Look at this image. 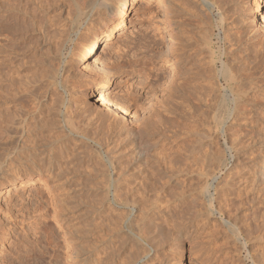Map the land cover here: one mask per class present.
Listing matches in <instances>:
<instances>
[{
  "label": "rangeland",
  "instance_id": "obj_1",
  "mask_svg": "<svg viewBox=\"0 0 264 264\" xmlns=\"http://www.w3.org/2000/svg\"><path fill=\"white\" fill-rule=\"evenodd\" d=\"M60 1H62V0H59V2ZM188 1L189 0L181 1L180 2L181 5L179 7L178 6L179 2L177 0H172L171 4H168V1L166 0V2H164V3L165 4L167 3L166 5H168V6H166V5L158 6L160 0H137L133 5L131 4L129 7L128 13L126 15V20H127L128 26H127V29L125 30V32H123V33L122 32L121 33L115 32V34L113 35V41H111V43H109V41L108 42H103L104 40L101 41L100 46L97 49L95 56H89L84 61L77 63V62H75V59H74L75 55L74 56L72 55L74 50L77 47V44H79L83 34L85 33L84 28L80 29L81 32H80V30H77V32L75 31L72 33L71 39L68 41L67 45L65 46V49L63 51L64 53H62L60 56V58L61 57L62 58L60 61L59 81L63 80V77H65V74L66 75L67 74H73L72 76H75V77L70 82V84H68L67 90L62 88L61 85H58L57 90L55 89V91H57V92H55L56 94L54 96V97H56L58 95L56 97L57 100H55V98L52 96L53 100L56 101V103H55L56 105H58L60 103L59 104L60 107L57 106L59 108H57L55 104H52L56 107L55 108L54 106H52L53 110L55 111V109L56 110L59 109L57 112H62V114L59 113V115H58V113L56 111L55 112L53 111L55 113L56 122L58 121L59 123H62V124H59L58 129L60 131L61 128L64 127L66 130L63 128L60 131L61 133H64V134H65V132L66 133L71 132L74 128H77L79 130L78 133L72 132L71 133L72 135L70 134V136H71L70 138H71V140H73V143L74 142L76 143V137H80L83 139V141H82L83 143L80 146H79V144H77V146L80 149L82 147V149H81L82 151H80V149H79V151L81 152L80 155L84 154L82 156H77L79 158L83 157V158L77 160L78 166H79V167L77 166L78 169L79 168L83 169L84 166L90 160L94 159L93 161H90V162H92V163H90L91 165L87 164L86 167L89 166L87 168H90L89 170H92L91 167H95L96 164L98 163L96 167L99 168V166H100V170L102 173H100V170H98L97 168H94V169L98 170V171L95 170L97 172H94V171L90 172L92 174L96 173L95 175H97V173L99 174V175H97L96 180H98L100 177L101 178L105 177L104 175H106V173L105 174H103V173L108 171L107 172L108 175H106L105 178H102V180H104L103 184L105 182V185L107 184L106 181L107 182L109 181V183L107 184L108 187L106 186L104 188L103 186H105V185L102 184V187H103V188L101 187L102 190L100 188L101 195L104 192H106V188H108L107 192H106L107 194L104 193V194H106V198H105V195L103 198L105 200V202L103 201V203L101 204L102 208L106 209V210H104V212L105 213L107 212V213L106 214L104 213V215H103V210L101 207H100L101 208L100 212L102 213V215L99 212L100 217L105 219V220H103V219L102 220L105 222L107 220L106 218L109 219V216L111 217V215H114L116 212H117V214H116V216L114 215V218L117 217L119 212L121 215L124 212H126L125 209L128 210L127 214L124 213L126 215L125 217H124V214L121 216L119 215L120 218H119V216L117 217V218L121 219V223L124 226H122V224L120 223V220H117V218H116V220H117L116 221L113 218V216L111 217L112 218V221H110L111 224L108 223L109 220H111V219H109V220H107V222H105L108 224V226H107V224H105L104 222H102L100 220V223L102 222L101 225L104 223L105 225L103 224L102 226L106 227V228L102 227V229L100 230V234L103 230H105L104 231L105 234L104 233L101 234V235H103L101 237L102 238L106 237L107 236L106 233H108V237L102 239V242H101L102 245L100 248L102 251H101L99 256L101 257V254H103V256L105 254H107V256L110 255L108 257H106V255L104 256L105 261H104L103 257H101V259L104 261V263H103L100 259L101 264L102 263L103 264H110L112 262V260H113V264H116V263L117 264L118 263L127 264L128 263L127 261H130L131 257H132L131 260L134 259V262H135V263L133 262L132 264H147V263L148 264H242V263L243 264H263L264 263V254L262 255V253H264V180H263L264 176L259 170L260 169L259 162L261 161V159H263V156H264V26L260 25V23L257 22L256 14L254 15V13H253L254 9L251 6H252V2L254 0H246V1H249V3L247 5L245 4V6L247 7V12L249 11L247 13V16H249V20L251 21V23L248 22L249 20L246 21V23L248 25L247 28L249 29V30H247L248 32L246 31V29L242 30L241 32L236 31V33H234L233 31H232L233 32L232 33L231 30L229 31V33H231V35L232 34H235V35H232V36L229 35L230 36L229 41L234 46V47H231L232 45L228 41L229 42L228 44L230 45V46L229 45L228 46L231 47L230 49L228 48V51L232 52V50H234V52L229 54L230 55L229 59L232 56H234V57L232 60H230L231 62L228 61L229 64L226 63V65H225V69L227 70V77L225 74L223 75V73H221L222 71H220L223 68L222 67L223 63L221 61L218 62V65H214V67L212 65L214 70L211 73V77H213V78L210 79V83L212 82V80H214L212 83L214 84L215 89H213V85L211 84L210 90H211V92H213L211 95L215 94L216 96H219L218 97L219 101L217 99L215 100V98H216L215 95L213 96L214 98L211 99L212 100L211 102H213V104H212L213 106L211 105L210 111H212L211 112L212 117L210 114V118H212V119H210L211 121L208 125L207 121H206V117H204L207 114L203 115V113H205L207 111H205L206 109H204L203 107H201L202 108L201 109L200 106L197 105V101H195L196 104H194V102H193L194 100L191 101L192 103L190 102L191 103L190 106H189V104L188 105L186 104L189 107H187L186 105H182V104H181L182 105L181 106L180 101H179L180 98H176L177 97L176 95H175L176 97H174V96H172L174 94H171L172 98H175V99H172L170 96L171 99L168 98V100H167L166 94H168V93H167V91L163 92V89H165V87L168 85V82L163 77L164 72L168 70V66L166 67V64L163 62V59H164L163 56H165L163 54L171 55V54H169V51H170L169 45H170V47H172L177 42L176 41L175 43H172L171 39H169L168 35H169V33H172L171 29L175 28V26L177 24V27L180 26V27H182V29L188 28L189 30L187 29L186 31L185 30L184 31L187 32L188 35H191V36L193 35V37L196 38L197 36L200 37L199 36L200 34L198 35V33H201L203 31L202 29H204L203 27H205V23L202 22L203 19H202L201 15L199 16V13L197 11H194V10H196L195 7L193 9V6L194 5L196 6L195 0L194 1L192 0L194 2L193 3L194 5L192 4L191 0L189 1V4H188ZM59 4H61V2ZM189 5H190V7L192 5L191 11H190ZM248 5L250 7H248ZM178 9L181 11L178 12ZM166 12L168 13V15L169 14L170 15L168 16ZM217 12L218 11L216 10L215 11V17L216 18L219 15L221 16L220 12H218V13ZM263 12H264V6H263ZM194 14H196V16H194ZM172 15H174V16H172ZM177 15L179 16V18L176 17ZM170 16H172V17H170ZM187 17H189V19ZM184 18H185V20H183ZM225 18H227V17H225ZM228 19L230 20V18H227L224 20V23L230 24L229 23L230 21H228ZM181 20H183V21H181ZM226 20H227V22H226ZM178 21H180L181 23L183 22L184 24L183 23L181 24ZM198 21H199V23H198ZM188 22H189V24H187ZM191 23L193 26L197 27L198 29L193 27L191 25ZM109 24H111V22H109ZM186 25L190 26V27H187ZM217 28L218 27H216L215 31L218 33H216V34L217 35H220V33L222 34L221 29L218 28V30H217ZM0 30L1 31L4 30L3 26L0 28ZM193 30L195 33H197V36L193 32ZM188 31H190V32H188ZM239 32L242 35L237 34ZM233 36H235V39L236 38L237 39L239 38V39L236 41ZM241 36H242V38H241ZM231 38H232V41H231ZM0 39L2 40V36H0ZM233 39H234V41H233ZM175 40H176V38H175ZM217 41H218V39L216 38L214 49L216 51L217 57L219 56V58H220V55L222 53V49L224 48V46L221 45V42L218 43ZM233 43H235V44L237 43V45H235ZM166 50H167V52H166ZM170 53H171V51H170ZM236 53L237 54L239 53L238 55H240V56H237ZM244 54H245V58H244ZM247 54H249V55H247ZM72 56H73V59H72ZM235 57H236V59H234ZM240 58H242V59H240ZM238 60H239V62L241 61V63H239ZM153 63H155V65ZM147 64H149V65H147ZM240 64L242 67L239 66ZM237 65H238V67H237ZM152 66H153V68H152ZM154 67H156V68L154 69ZM68 69L70 71H68ZM150 69H152L151 72L149 71ZM214 71L215 72L218 71L216 75H215ZM230 71H231V73H230ZM229 73H230V75L232 74V76H229ZM234 73H236V74H234ZM234 75H235V77H234ZM157 76H159V77H157ZM217 76H218V78H217ZM108 77H110L109 80L107 79ZM236 77H237V79H236ZM229 78L231 80H229ZM232 78L233 79L235 78V79L233 80ZM106 79L108 82L106 81ZM217 79L220 82L217 81ZM73 81L75 84L73 83ZM142 83H145V85H143ZM202 83H203V81H202ZM165 84H166V86H165ZM215 84H216V86H219V87H216ZM163 86H164V88H163ZM70 87H72L73 89ZM104 90L109 97H111V98L113 97L117 101H121V103L123 102V104L129 108L131 113L129 115L128 114L122 115L120 113L115 114L111 110H108V109L106 110L105 108H103L104 106L101 105V101L98 99H99V96L101 95V93L104 92ZM214 90H216V91L214 92ZM218 90L219 91L221 90V91L218 93ZM63 91H65V92H63ZM199 91L200 90H198L197 93ZM202 92H203V90H202ZM202 92L200 94L199 93L198 94L200 97L202 96L201 97L202 99H204L205 97L203 95H201ZM217 93H218V95H217ZM164 94H165L166 98L165 97L163 98ZM64 97L66 99V103L70 100L69 101L70 103L68 102V105L73 106V107L70 106V108H71L70 112L67 110V106H66L67 104L66 103H65V105L61 104V101L63 100ZM222 99H223V101L220 102ZM53 100H52V103H54ZM172 100H174V101L178 100L179 103L177 101H175L177 103H173ZM166 101H169L168 104ZM163 102L166 104H164ZM160 103L164 104V106ZM171 103H173V104H171ZM221 103L224 105H222ZM214 104H215V106H214ZM165 107L167 109H169V111L166 110ZM162 108H165V109H162ZM197 108L200 111H198ZM104 110H106L107 112L106 111L104 112ZM201 110L203 112L202 115L205 118V119L204 118L203 119H204V121H206V125H205V122L201 119L202 116H200L201 114L199 113V112H201ZM213 110H215V112H213ZM65 111H66V113H65ZM101 111H102V113H101ZM153 111L155 113L157 112L162 119L159 118V115L157 113L155 115V113ZM195 111H197V112H195ZM218 112L219 113L221 112V113L219 114ZM104 114H106V115H104ZM64 115H66V116L68 115L71 118L66 117V118H68V120L66 122L65 121L66 119H64V117H65ZM153 116H154V118H153ZM156 117H158V118H156ZM60 118H61V120H60ZM62 118H63V120H62ZM158 119H159V122L161 120L162 123L161 122L158 123ZM198 120H200V121H198ZM75 121H77V122H75ZM63 122H64V124H63ZM72 122H75L76 124L72 123ZM69 124H71V125L74 124L75 125L74 128L72 127L73 125L71 126ZM62 125H64V126H62ZM78 125H82V126H78ZM161 125H162V128L163 129L166 128V130L165 129L163 130L161 128ZM202 125H203L204 130L202 128ZM66 126H68V128H66ZM84 126H86V127L83 128ZM157 126L160 127L161 130ZM197 126H198V128H197ZM209 126H211V127H209ZM78 127H80V128H78ZM207 127H209L210 130ZM69 128H70V130H69ZM146 128H147V130H146ZM205 128H206V130H205ZM80 129L82 131H83V129H88V130L83 131L88 136L86 135L87 136L86 137L82 131L80 133ZM138 129L144 130V131H146V134L148 133V134L152 135L151 136L152 138L151 139L149 138V139L154 144L153 145L154 147H151V150H149V151L153 152L156 149L157 150L154 152L158 153V151H159L158 155H156V153H153V155L155 154L154 157H152L153 155L151 154V152H150V154H148L149 151L146 153V155L148 154V157H151L148 160V164L151 165L150 166L151 169H150L149 165H148L147 169L148 170H152V169L156 170L155 168L160 167L159 169L157 168V170L163 171L164 169H161V168H165L167 166L166 169L169 170L168 167H170V170L169 171L167 170L166 172H170V171L173 172V171L177 170L176 168H178V170L175 173L177 175L176 178L179 177V178H177L179 185H180V183L185 181L186 177H187L189 181L187 180L185 182H187V187H188V185H189V187L188 188L186 187L185 182L183 183L185 185H180V186L181 187L183 186L182 188H186L185 189L186 191L192 187V189H190L191 191L189 190L188 192H185V193L189 194L191 192L190 195H193L196 192L197 195L196 194H195L196 196L193 195V196H195V198L197 196L201 195L198 198L203 199V202L205 200V202H204L205 204L203 203V205H205L204 206L205 208L201 207L200 210H202V208H203V210L201 212H200V210L195 211V210H197L196 206H195V204H192L193 202L191 203V200L189 202V200L186 199V200H184V202H181L177 199L178 195H174V197H176V198L172 199L173 198V197H171V196H173L172 191L176 190L175 191V193H176L179 190L176 194H179V192H180V189L177 190L175 188H172V186H171V189H169L168 187L167 188L162 187V189H164L165 191L162 190L161 187L158 188L159 191L162 190L160 192L161 194L156 189L155 192L157 191L156 193L157 194L159 193L158 194L159 195L158 200H157V196H155L157 194L154 195V193H155L154 190H152V193L148 192L151 195V197H152V195H153V197H152L151 202L148 203V204H151V206L149 207V205H148L147 206L148 208L146 207V209L149 211V216L151 215L149 217V219L146 221V222H148V223H146L148 225H145L146 227L144 226L145 223L143 224V222H142L143 225H141V222L138 221L139 220L138 216L140 215V214L139 215L136 214V213H140V210H138L140 208V205L138 203L131 202V203H127L126 205H123V203H124L123 201H120V202H119V200H118V202L115 201L114 198H115V194L117 193V192L113 191L115 189V186H114L115 179L118 178V181H120V184L123 182L121 184L124 188L123 191L124 190L128 191V190H130V189H128V188H130V184H127L128 183L127 181L130 180L129 177L131 176L132 171L134 172V171L140 170V169L143 170L145 167L144 165L143 166L140 165L141 162H137V164L136 165L133 164V166L135 167L139 164V166H137L138 169H137V167L132 168V166H131L132 163L129 164L130 161H128V160L125 161V159H123L124 162H121V164H119V165H118L117 161H115V162H117L116 164L114 162V160H115L114 156H116L118 154V153H116V150L120 147V145H119L120 143L118 145H116V144L118 142H121V141H117V139L124 138V137H126V135L128 134L129 131H130L129 133H131V130H132V132H134L135 130H138ZM192 129H194V130H192ZM196 129H201V130L197 131ZM162 130H163L162 133H164V134L166 133L167 136L160 133ZM202 130H203V135H200V134H202ZM208 130L211 132V134H209L210 132H208ZM152 131L155 135L152 133ZM155 131L156 132L160 131V132L156 133ZM206 131L210 135V137L208 134L206 135V133H205ZM90 132L94 133V135H96L97 138L94 137V135L92 137V133L90 134ZM88 133L91 135V137ZM194 133H195V135H194ZM196 133H197V136L200 137V138H198V139H200V141H202V139H203L205 141L207 140L206 142H210V141L212 142V143H209V145L212 146L211 152L215 153V154L212 153V156H214V155L219 156L218 158L216 156V158L218 160L220 159L219 161L220 162L222 161V163H223V165H221L222 163H219V161L217 159H215V156L213 157L214 160L216 161V162L215 161H213V162L216 164L214 166V163L212 162V164L210 166V168L212 166L214 167V168L212 167L214 169V172H213L212 168L210 169V172H212V174L214 173L213 175L208 174V175H210V177L207 175V173H210V172L205 171L206 169L203 170L204 167H202V166L199 167L197 165L195 166L194 164L188 163L189 161L185 162V161H187V159H186L187 155H189V151H188L189 149L184 150L185 148L187 149V146H184L183 144H185L186 142L189 143V145L193 144V141L197 140V138H195V137H197ZM74 134L76 135V137ZM158 134L160 135L159 136L160 138L159 137L157 138ZM204 134L206 135L205 139L203 137H201V136H204ZM165 136L167 139L165 138ZM83 137H86L87 139L84 140ZM189 137H190L191 143L188 140ZM90 138H91V140H90ZM105 138H106V140H105ZM183 138L184 139L186 138V139L184 140ZM209 138L210 139L212 138V139L210 140ZM114 139L116 140L115 142H114ZM161 139H163V140L161 141ZM166 140H168V143ZM173 140L175 141V143ZM96 141H98L99 144ZM84 142H86L87 144ZM100 142H104V143H101L102 146L100 145ZM178 142L180 144H178ZM176 143L178 144V147H180V148L176 147L177 146ZM195 143H196L195 145H199L198 140L195 141ZM83 144L85 145V147ZM165 144L167 145L166 147H165ZM158 145L161 146V149L159 148L160 146L158 147L160 150H158V148H157ZM162 145H164V146H162ZM173 145H174V149L178 150L176 152V154L172 152V151L175 152V150L173 149ZM180 145L182 146V148L184 147V149H182ZM185 145H187V144H185ZM108 146H110L111 148H112V146H114V148H112V150H110L111 148ZM192 146H194V144ZM107 147L110 149H108ZM116 147H118V148H116ZM129 147L127 150V151H129V153L126 152L129 155H126V156H128L127 157L128 159H130V160L132 159V161L134 163L135 160H133V158H135V156L132 153L134 149H131V148H133V145L132 146L130 145ZM168 148H169V150H168ZM189 148H190V146H189ZM83 149L85 151H88L90 149V151L86 153ZM105 149L106 150L108 149V151L105 152ZM201 149L202 148H200V150ZM92 150H93V152H92ZM114 150H115V152H114ZM119 150H121V153H123L122 149H118L117 151L120 152ZM130 150H131V154H130ZM165 150L168 151L167 153L170 152V154H167ZM109 151H112V153H110ZM161 151L164 153H162ZM184 151H186L185 153H187V154L183 153ZM179 152H181V154ZM113 153H115L116 155H114ZM165 153L167 154L166 156H169V158H170V155L172 158L174 157V159H172V161H171L172 164L169 163V161H170L169 158H167L166 156H163V155L160 156V154L165 155ZM120 154H118V155H120ZM140 154H142V153H140ZM177 154H178V157L181 156V163L183 160V162H185V164H189L188 165L189 168L192 166L194 168L193 169L188 168L189 169L188 170L187 166L184 163L183 164L185 167L183 166V164H180L179 159L178 160L175 159V158H178V157H176ZM182 154H184L186 157H184ZM112 155H114V156H112ZM137 155H139V153ZM220 155H222V156H220ZM157 156H159L160 158H158ZM162 158H163V160L165 158H167V160L165 159V161L169 160L168 163L161 160ZM82 159L83 160L85 159V160L82 161ZM152 159L154 160L156 165H155V163L153 165ZM184 159H186V160L184 161ZM95 160H96V162H94ZM155 160L156 161L161 160L163 162L159 163V161L156 162ZM176 160H177V162H176ZM126 162L129 164L128 166L125 165ZM150 162H152V164ZM175 162L177 163V166H176V164H174ZM113 163H114V166L111 165ZM157 163H158V165H157ZM79 164L83 165V166H80ZM121 165H123V166L125 165L124 168H122L123 166H121ZM179 165L180 166L182 165V166L180 167ZM115 166H116V168H114ZM162 166H165V167H162ZM178 166L180 168H182V167H184V169L186 168L185 171H184V169L180 170V168ZM81 167H83V168H81ZM104 167L106 168L107 171L102 170V169L105 170ZM127 167H129V168H127ZM87 168L84 169V171L81 170V173H82V171L85 173V170H87ZM121 168L126 169V170H121V171H123L121 174L122 176H120V174H118V171H120ZM171 168H173L174 170L173 169L171 170ZM197 168H198V170H196ZM80 169H79V171H80ZM89 170H87L86 172H88ZM142 170H140V171H142ZM190 170H193V171L196 170L197 172L192 171V173H191ZM121 171L119 173H121ZM178 171H181V172L178 174ZM84 173H82V175L79 174V176H78V177L82 178V181L84 179L83 178ZM196 173H198V174H196ZM85 174H87V173H85ZM100 174H101V176H100ZM117 174H118V176H117ZM182 174H184V175H182ZM201 174H203L202 177H200ZM189 175L191 176L192 179L190 178ZM205 175L208 177H205ZM98 176H100V177H98ZM114 176H116V178ZM124 176L126 179L124 178ZM182 176H184V177H182ZM192 176L194 177V179ZM198 176H199V178H198ZM260 176H262L261 177L262 179L260 178ZM107 177L109 180H107ZM195 177L198 179H196ZM204 177H205V179H204ZM212 177H214V178H212ZM180 178H181V180H180ZM100 179L97 183L100 182V185H101L102 180L100 181ZM113 179H114V182L112 181ZM200 180H202L203 182L205 180V182L209 185H207L205 182H204L205 184H203L202 181H200ZM210 180H211V182H209ZM180 181H182V182H180ZM110 182H112V185ZM138 182H140V181L138 180L137 182L136 181L133 182V184L131 183L133 185V186L131 185V187L134 189L137 188ZM162 182H163V180H162ZM188 182H189V184H188ZM190 182L195 183V185L197 182L198 183L200 182V183H202V185L201 184L196 185L197 186V188H196L195 185L193 183L191 184ZM77 183H76V185H79ZM159 183H161V180L159 181ZM135 184L137 185V187ZM126 185H128V186H126ZM109 186H110V188H109ZM200 186L202 188H200ZM78 187L79 186H77V188ZM173 187H174V185H173ZM203 187H204V189H203ZM126 188L128 190H126ZM198 188H200V189H198ZM208 188H209V191H206ZM167 189H169V191H167ZM197 190L202 192V193L198 192ZM102 191H103V193H102ZM41 192L43 195L41 194ZM49 192L50 191L47 189L43 180L42 181H35L34 183L26 184V185L18 183V182L17 183L16 182H14V183H7V182L0 183V264H66L63 260H60L61 258L56 259V255L62 256L65 254L64 245L66 244V241H65L63 233H65L66 230L64 227L63 228L58 227L55 220L51 217H48V215H49L48 210L50 212H52V208L55 207L52 204H49L48 201H46L47 197L49 199L52 196H54V193H51V192L49 193ZM211 192H213V193H211ZM138 193H140V194H138L140 197L143 196V194H141V192H138ZM162 193H163V196H165V197H163L165 199L168 197L167 194L171 193V196L169 195L170 203L168 202V205L165 204V203H167V201H166L167 199L166 200L164 199V201H163V199H160V197H161L160 195H162ZM164 194H166V195H164ZM211 194H212V196H211ZM44 195H45V197L41 198ZM49 196H51V197H49ZM216 196H217V198H216ZM154 197L156 198L155 203L153 202ZM219 197H221V198L218 199ZM108 198H109V200H108ZM169 199H168V201H169ZM160 201H162L163 203H161ZM206 201L207 202L209 201L208 202L209 204L206 203ZM219 201H222V202H219ZM152 202H153V204H152ZM211 202L214 205V207L211 204ZM40 203H42V204H40ZM105 203H107L106 204L107 206L105 205ZM112 203L116 206L113 207L114 205H112ZM156 203H158V205H156ZM185 203H187V204H185ZM120 204H121V206L122 205L123 206L121 207ZM134 204H137V205H134ZM104 205L108 209H110V211H112V209H113V211L115 213L114 212H111L113 214L109 213L110 211H108L107 208L103 207ZM186 205L190 206V207L192 206V208L187 207ZM193 205H194V207H193ZM180 206H182V207L180 208ZM184 206H185V208H184ZM56 207H58V205H56ZM186 207L189 208V209H187V210H189V212H187V210H185ZM182 208H184L183 210H185V211L182 212V210H181ZM194 208H195V210H194ZM163 209H166V211ZM177 209H179V210L177 211ZM190 209H193V210H190ZM212 209H214L215 211ZM129 210H131V211H129ZM137 210H138V212H137ZM154 210H156V212ZM180 210H181V212H180ZM122 211H124V212H122ZM162 211H163V213H162ZM190 211H192L191 213H195L196 215L191 214ZM221 211H222V213H221ZM166 212H168L169 214ZM206 212L208 213L207 215H206ZM46 213H47V215H46ZM161 213L163 215H161ZM176 213L181 214V217L179 214H177L178 215L177 216ZM182 213H183V215H182ZM189 213L191 215H189ZM41 214H42V216H40ZM109 214H111V215H109ZM130 214L131 215L133 214V215L131 216ZM170 214H172V215H170ZM201 214L202 215L204 214L206 216H204V215L202 216ZM105 215H107V217ZM134 215H136V216H134ZM152 215H156V216H154V218H152L153 217ZM168 215H170V216H168ZM188 215H189V220L187 219ZM199 215L202 216V218ZM166 216H167V218H166ZM182 216L184 217V220L186 222H184ZM121 217H124V218L122 219ZM135 217H137V218H135ZM175 217H177V219L179 218L178 223L175 221V220H177ZM192 217H198L199 219L201 218L200 219L201 222L199 219L192 218ZM206 217L208 219L207 220L208 222L206 221V219H204ZM165 218L167 220L175 218V220L174 219H172L171 221L169 220L171 222L170 223L169 221L166 222ZM245 218H246V220H245ZM113 219H114V221H116L115 223L113 222ZM131 219L132 220L134 219V220L130 221ZM153 219H155V220L158 219V220H156V222H155V220H153ZM192 219H194V220H192ZM195 219H197V220H195ZM202 219L205 223L204 222L202 223ZM162 220H163V222H162ZM197 221H199V222H197ZM130 222L131 223L133 222L132 227H131ZM136 222L137 223L139 222L140 224L139 223L137 224ZM179 222L182 224L185 223L184 225L187 226L184 229V232L186 230L185 233L184 232L182 233L181 229L177 228V226L180 227V225H182ZM116 223L117 224L120 223L119 225L122 226V229L118 225L120 227V229H119V227L117 226ZM166 223H169L168 226L169 227L171 226L172 229L173 228H174V230L176 229L175 231L180 229L181 233L179 231H177V232H174V234L179 232L178 233L179 235L178 234L174 235L173 232H171L174 230H171V228H169L166 225ZM172 223L177 225V226L173 227ZM216 223H218V224H216ZM224 223H226V224H224ZM112 224H113V226H112ZM151 224L153 227L151 226ZM163 224H165V227H162L160 229V227ZM197 224L199 226L203 227V231H202V229H200L201 227H199ZM215 224L220 225V227L217 226V227H219V229H217ZM109 225L112 226L113 228L115 226L117 227V228L115 227L113 229L114 231L112 230V232H111V233L114 232V240L113 241L115 243V245L113 244L112 247H110V245L108 244V240H109L110 235H111V234H109L110 229H111V227ZM127 225L131 227V228L129 227L131 230H129ZM134 225H135V229H134ZM139 225L144 226L143 231H145L146 233L149 232V236L151 238L152 237L153 238L152 239L148 238L149 236H146L148 234H144L145 232L141 231L142 227L141 226H140L141 228L137 227ZM157 225L160 226V227L158 226V228L162 232L160 230H158V228L156 227ZM194 225H196V227H194ZM204 225H206V226L204 227ZM247 225H249L251 227V229L245 228V226L249 227ZM48 226L53 227L54 233H52V231H49ZM147 226H148V228H147ZM213 226L217 229L216 231L214 230L215 228H213ZM227 226L228 227L230 226V230H229V228H227ZM232 226H234V227H232ZM125 227H126V229H125ZM136 227L138 228V230H136L137 229ZM210 227H211V229H210ZM231 227L232 228L236 227L234 230L237 232H239V230H240L241 234H240V232L237 234V232L233 231L231 229ZM144 228L145 229L147 228V229L145 230ZM164 228L165 229L169 228L171 231L170 230H164ZM204 228L206 229V231ZM220 228H222V230L224 229L225 232L224 231L222 232V230ZM241 228H242L243 232H242ZM106 229L107 230L109 229V230L106 232ZM133 229L135 230V233L133 232L134 231ZM148 229L149 230L151 229V230L149 231ZM209 229L210 230L213 229L214 233L212 231H210V234H207L209 232ZM245 229H247V230H245ZM115 230H116V232H115ZM127 230H129V232ZM219 230H221V231H219ZM248 230H250L251 233L248 234V236H247L246 233L247 232L249 233ZM1 231H2V233H1ZM46 231L50 232L49 236L53 234L52 238L55 239V242L57 243V247L54 248L53 245L49 243L50 240L48 237V233ZM117 231H119V232H117ZM187 231H188V234H187ZM189 231L191 232V234ZM193 231H195V232L193 233ZM153 232H155V233H153ZM118 233H120V234H118ZM152 233L154 236L152 235ZM165 233H167V234H165ZM116 234H118V236L119 235L120 236L118 237V236H116ZM121 234H122V236H121ZM160 234H163V235H160ZM195 234L196 235L199 234V235L196 236ZM172 235H174L175 237H173ZM186 235H189L188 237H190V238H188ZM200 235H201V237H200ZM124 236L128 237V239L125 238L126 239L125 240L126 242L124 241L125 246L123 245V240L121 239ZM132 236L135 237L137 242L141 241V243H139V242L137 243L134 240V238L132 239ZM160 236H162V237L165 236V238H164L165 241H163L165 243L162 245L157 244V243H160L163 239ZM176 236L178 237V239L180 238V236H181V238L178 240V239H176L177 238ZM244 236H246L247 238H245ZM137 237H140V238L137 239ZM156 237L158 240H155ZM159 237L161 238V241H160ZM174 238L176 241H174ZM69 239H71V238H69ZM119 239L122 242L119 241ZM153 239L155 240V241H153V242H155L154 244L151 242V240H153ZM167 239L169 241H166ZM115 240H117V241H115ZM127 240H128V243H127ZM134 241L136 244L134 243ZM120 242H121V244H120ZM149 242L152 244V246ZM243 242H244V244H243ZM138 244L139 245L141 244V246L138 247ZM121 245H123L124 248H122ZM130 245L134 246L135 248L133 247L132 250H130L131 249ZM142 245H144V246H142ZM252 245H253V247H251ZM255 245L258 247L255 248ZM147 246H149V248H145ZM261 246H263V247H261ZM127 247L128 248L130 247V248L128 249ZM151 247H152V249H151ZM56 248H57V251H56ZM103 248H105L106 250ZM250 248L255 249L254 254H253L254 250L252 251ZM111 249H112V251H110ZM138 249L141 252L137 253V251H139ZM146 249L148 251H146V253H145ZM143 250H144V254H142ZM54 251H56V252H54ZM105 251L106 252L110 251V252L106 253ZM125 251H127L126 254H125ZM135 251L137 254H134ZM112 252H114V253H112ZM256 252H257V254H258V252H260L261 254L260 253L259 254L263 256L261 262H260V259H261L260 257H262V256H258L259 257V259H258L257 254H255ZM55 253H56V255H55ZM129 253H130V255H129ZM152 253H153V255H152ZM249 254H251V255H249ZM111 255H113V256H111ZM128 255L130 257H128ZM247 255H248V257H247ZM117 256H118V258H117ZM138 256H140V258ZM112 257H114L117 260H115ZM256 257L260 263L259 262L257 263V261H256V263L253 262V259H254V261L257 260V259H255ZM250 258H251V260H250ZM68 261H69L68 264H76V262L73 258H69ZM129 263H131V261Z\"/></svg>",
  "mask_w": 264,
  "mask_h": 264
},
{
  "label": "bare ground",
  "instance_id": "obj_2",
  "mask_svg": "<svg viewBox=\"0 0 264 264\" xmlns=\"http://www.w3.org/2000/svg\"><path fill=\"white\" fill-rule=\"evenodd\" d=\"M137 0H62L60 1L61 4H59V0H0V28L3 26V29L4 30H0V36H2V42L0 41V183H3V182H7V183H14V182H18V183H21V184H31V183H34L35 181H44L47 189L51 192V193H54V196H49L51 198L46 199V201L49 202V204H52L53 207L52 208V212H50L48 210V217H51L55 220L56 224L58 227L60 228H65V233H63L64 235V238H65V241H66V244L64 245V248H65V254L64 255H56V259H59L61 258L60 260H63L66 264L69 263L68 259L69 258H73L76 262V264H101V261L104 263L105 259H104V256L106 255V257L110 256L107 254H105L103 256V254H101V257H103L104 261L101 259V257L99 256L100 253H101V242H102V239L104 238H107L108 237V233L106 237L102 238L101 234L104 233L105 230H103L100 234V230L102 229V227L104 228L105 226H102L105 222H107V220H109L108 223L111 224L110 221H112V216L114 218V215L116 216L117 212L115 213L112 209V211H110V209H108L106 206L107 203H105V205L103 207L107 208L108 211H110L109 213L111 212H114L115 214L114 215H111V217L109 216V219L106 218L107 220L104 222L103 218L100 217L99 215V212L101 211L100 209L102 208L101 204L103 203V201L105 202V200L103 199L104 198V195H105V198H106V192H107V189L106 188V194L103 193L102 191V195H101V192H100V188L102 187V184H103V181L102 178H105L107 174V170L105 168L102 169L103 171H107V172H104L103 174L106 173V175H104L105 177H100V181H101V185H100V182L97 183L99 181L96 180L97 179V175H99L97 173V175H95L96 173H90V172H97L98 170H100V166L99 168H97V164L95 167H91L92 170H89L90 168H87L89 166L86 167V165H91L90 161H93V160H90L85 166L83 169H79L77 168L78 166V162L77 160L78 159H81L77 156H82L80 155V151H82V147L81 149L77 146V144H79V146L83 143V139L80 138V137H76V143L74 142L73 143V140H71V136L70 134L72 132H77L78 133V129L77 128H74V124H69L71 125L74 129L71 131V132H65L64 133H61L60 131L64 128H61V130L59 131V124H62V123H58L56 122V117H55V111L57 112L58 110L55 109V111L53 110L52 104H55L56 101L53 100L52 96L54 97L55 96V89L57 90V87L58 85H61L62 88H64L65 90L68 89V84H70V82L73 80V78L75 76H72L73 74H65V77H63V80L62 81H59V75H60V61H61V54L64 53V49H65V46L67 45L68 41L71 39V36H72V33L73 32H77V30H80L81 28H84L85 30V33L83 34L82 38H81V41L79 42V44H77V47L76 49L74 50L73 52V56L75 55L74 59H75V62L77 63H80L81 61H84L87 57L89 56H95L96 52H97V49L99 48L100 46V43L101 41L103 42H108L111 43V41H113V35L115 34V32L117 33H123L125 32V30L127 29V26H128V23H127V20H126V15L128 13V10H129V7L130 5L134 4ZM168 1V4H171L172 0H167ZM179 2L178 6L180 7V2L183 1V0H177ZM190 1V0H189ZM189 1H188V4H189ZM192 1V0H191ZM194 1V0H193ZM192 1V4L194 3ZM246 1V0H245ZM244 0H195V4L196 6L194 5L193 6V9L195 7L196 10L194 11H197L199 13V16L201 15L203 21L205 23V27H203L204 29H202L203 31L201 33H198V35L200 37L197 36V33L193 32L196 34V38L193 37V35H188L187 32H185L188 28H184L182 29V27L178 26L177 27V24L175 26V28H172L171 29V32L172 33H169V39H171L172 43H175L176 41V44L173 45L172 47H170L169 45V48H170V51H169V54L171 55H166V54H163L165 56L164 59H163V62L166 64V67L168 66V70L164 72V78L166 79V81L168 82V85L166 86L165 84V89H163V92H166L168 94L167 95V100L168 98H170L171 94H174L172 96L176 97V98H180L179 101H180V105H188L190 106V104L192 103L191 101L194 102V104H196L195 101H197V105L201 107H203L204 109H206L205 113L202 112H199L201 119L204 121V117H206V121H207V124L209 125L210 123V114H211V117H212V111L211 110V105L213 104V102H211L212 98H214L213 96L215 95H211L213 92H211L210 90V86L211 84L213 85V89L214 88V84L212 83L214 80H212V82L210 83V79L213 78L211 77V73L213 72L214 70V65H218V62L221 61L223 63V68L220 70L222 71L221 73H223V75L225 74L226 77H227V70L225 69V65L226 63H228V61L232 60L234 56H232L230 59H229V54L234 52V50H232V52L228 51V48L230 49L231 47H234L232 45V43L229 41V37L232 36V35H235V34H232L229 33V31L231 30V32L233 31L234 33H236V31H242L244 29L249 30L247 27V23L246 21L249 20V16H247V7L245 6V4L247 5L249 3V1H246L245 2ZM164 2H166V0H160L158 6H161V5H166ZM191 4V3H190ZM173 5V4H172ZM251 5V4H250ZM168 6V5H166ZM165 6V7H166ZM263 6H264V0H254L252 2V8L254 9V15L256 14V20L257 22L260 23V25L264 26V12H263ZM190 7V5H189ZM192 7V5H191ZM191 7H190V11H191ZM248 7H250L248 5ZM168 8V7H167ZM192 9V10H193ZM249 9V8H248ZM251 9V8H250ZM59 10V11H58ZM218 11L220 12L221 16H217V18L215 17V11ZM168 11V10H167ZM181 11L178 9V12ZM193 11V12H194ZM57 12V13H56ZM169 12V11H168ZM217 12V13H218ZM167 13V12H166ZM195 13V12H194ZM66 14V15H65ZM192 14V13H191ZM166 15V14H165ZM168 15V13H167ZM170 15V14H169ZM168 15V16H169ZM176 15V14H175ZM179 15V14H178ZM176 16L179 18V16ZM183 15V14H182ZM217 15V14H216ZM174 16V15H172ZM170 16V17H172ZM194 16H196V14H194ZM227 18H230V20L228 19V21H230L229 23L230 24H226L224 23V20L227 19ZM181 17V16H180ZM224 17V18H223ZM177 18V19H178ZM189 19V17H187ZM186 18V19H187ZM169 19V18H168ZM173 19V18H172ZM197 19V18H196ZM195 19V20H196ZM185 20V18L183 19ZM181 20V21H183ZM205 20V21H204ZM187 21V20H186ZM253 21V20H252ZM109 22H111V24H109ZM179 23H181L180 21H178ZM227 22V20H226ZM248 22L251 23V21L249 20ZM256 22V23H257ZM183 23V22H182ZM181 23V24H182ZM199 23V21H198ZM203 23V24H204ZM258 23V24H259ZM184 24V23H183ZM186 24V23H185ZM189 24V22L187 23ZM192 25V23H191ZM200 25V24H199ZM198 25V26H199ZM231 25V26H230ZM174 26V25H173ZM187 26V25H186ZM193 26V25H192ZM187 27H190V26H187ZM195 27V26H193ZM216 27H218L219 29H221L222 31V34L220 33V35H217L215 30H216ZM250 27V26H249ZM197 28V27H195ZM217 28V30H218ZM167 29V28H166ZM193 29V28H192ZM198 29V28H197ZM83 30V31H84ZM168 30V29H167ZM170 30V29H169ZM185 30V31H184ZM189 30V29H188ZM200 30V29H199ZM196 31V30H195ZM201 31V30H200ZM199 31V32H200ZM251 31V30H250ZM81 32V30H80ZM170 32V31H169ZM190 32V31H188ZM197 32V31H196ZM232 32V33H233ZM237 33V34H241V33ZM248 32V31H247ZM243 33V32H242ZM245 33V32H244ZM252 33V32H251ZM167 35V34H166ZM171 35V36H170ZM230 35V36H229ZM242 35V34H241ZM176 40H175V38ZM195 36V35H194ZM240 36V35H239ZM238 36V37H239ZM234 39H235V36H233ZM218 39V43L221 42V45L224 46V48L222 49V53L220 55V58L219 56L217 57L216 55V51H215V39ZM242 38V36H241ZM233 39V41H234ZM239 39V38H238ZM237 38L235 39L236 41L238 40ZM241 40V39H240ZM231 43V47H229L230 45L228 44L229 42ZM231 41H232V38H231ZM242 41V40H241ZM235 44V43H233ZM229 45V46H228ZM237 45V43L235 44ZM222 46V47H223ZM221 47V48H222ZM236 50V49H235ZM246 50V49H245ZM248 50V49H247ZM167 52V50H166ZM165 52V53H166ZM239 54V53H238ZM236 53L237 56H240ZM253 54V53H252ZM232 55V54H231ZM235 55V54H234ZM235 55V56H236ZM249 55V54H247ZM65 56V55H64ZM71 56V55H70ZM73 56H72V59H73ZM152 57V56H151ZM162 57V56H161ZM65 58V57H64ZM244 58H245V54H244ZM236 59V57L234 58ZM242 59V58H240ZM231 62V61H230ZM239 62V60H238ZM246 62V61H245ZM67 63V62H66ZM149 63V62H148ZM241 63V61L239 62ZM125 64V63H124ZM128 64V63H127ZM151 64V63H150ZM155 65V63H153ZM231 64V63H230ZM236 64V63H235ZM243 64V63H242ZM246 64V63H245ZM62 65V64H61ZM149 65V64H147ZM213 65V67H212ZM244 65V64H243ZM241 66V64L239 65ZM232 67V66H231ZM230 67V68H231ZM238 67V65H237ZM242 67V66H241ZM153 68V66H152ZM156 67H154L155 69ZM229 68V67H228ZM62 69V68H61ZM148 69V68H147ZM219 69V68H218ZM240 69V68H239ZM152 69H150L149 71L151 72ZM64 71V70H63ZM68 71H70L68 69ZM67 71V72H68ZM234 71V70H233ZM239 71V70H238ZM237 71V72H238ZM65 72V71H64ZM215 72V71H214ZM218 71L215 72V75L217 74ZM231 73V71H230ZM229 73V76H232V74L230 75ZM236 74V73H234ZM63 75V74H62ZM61 75V76H62ZM158 75V74H157ZM222 75V74H221ZM72 76V77H71ZM220 76V75H219ZM237 76V75H236ZM77 77V76H76ZM159 77V76H157ZM235 77V75H234ZM218 78V76H217ZM225 78V77H224ZM108 80L110 79V77L107 78ZM106 79V81H107ZM161 79V78H160ZM163 79V78H162ZM227 79V78H226ZM233 79V78H232ZM235 79V78H234ZM233 79V80H234ZM237 79V77H236ZM223 80V79H222ZM225 80V79H224ZM229 80H231L229 78ZM165 81V82H166ZM203 81V83H202ZM217 81H219L217 79ZM108 82V81H107ZM164 82V81H163ZM207 82V83H206ZM220 82V81H219ZM229 82V81H228ZM74 83V81H73ZM105 83V82H104ZM103 83V84H104ZM162 83V82H161ZM218 83V82H217ZM75 84V83H74ZM143 85H145V83H142ZM236 84V83H235ZM73 85V84H72ZM106 85V84H105ZM218 85V84H217ZM216 86V84H215ZM231 86V85H230ZM216 87H219V86H216ZM233 87V86H232ZM239 87V86H238ZM237 87V88H238ZM72 88V87H70ZM164 88V86H163ZM200 88V89H199ZM202 88V89H201ZM212 88V87H211ZM236 88V87H235ZM73 89V88H72ZM220 89V88H219ZM63 90V89H62ZM61 90V91H62ZM70 90V89H69ZM107 90V89H106ZM165 90V91H164ZM200 90L198 93L200 94L202 92L201 95H203L205 98L202 99L199 94L197 93V91ZM237 90V89H236ZM216 90H214L215 92ZM221 91V90H220ZM218 90V93L220 92ZM65 92V91H63ZM68 92V91H67ZM72 93V92H71ZM204 93V94H203ZM217 93V95H218ZM58 94V93H57ZM69 94V93H68ZM71 95V94H70ZM176 95V96H175ZM199 97H198V96ZM58 96V95H57ZM56 96V97H57ZM171 96V98H172ZM216 96V95H215ZM55 98V100H57V98ZM72 97V96H71ZM165 97V94L163 96V98ZM199 99H198V98ZM218 97L219 96H216L215 100L217 99L218 100ZM162 98V99H163ZM166 98V97H165ZM170 98V99H171ZM223 98V97H222ZM172 99H175V98H172ZM202 99V100H201ZM52 100L54 103H52ZM101 101V105H103L106 110H111L112 112H114L115 114L116 113H120L122 115H129L131 112L129 110V108L123 104V102L121 103V101H117L116 99H114L113 97H109L107 95V93L105 92H102L101 95L99 96V99ZM164 100V99H163ZM70 101V100H69ZM68 101V102H69ZM84 101V100H83ZM171 101V100H170ZM179 103L178 100H175ZM174 100H172L173 103H177L175 102ZM219 101V100H218ZM223 99L220 101L222 102ZM68 102L66 103V99L65 97L63 98V100L61 101V104L62 105H65V103L67 104V110L70 112L71 111V108L70 106L72 105H68ZM165 102V101H164ZM163 102V103H164ZM167 104L169 101H166ZM191 102V103H190ZM58 103V102H57ZM70 103V102H69ZM84 103V102H83ZM171 103V104H173ZM217 103V102H216ZM224 103V102H223ZM60 104V103H59ZM56 105L60 107V105ZM126 104V103H125ZM162 104V103H160ZM166 104V103H164ZM164 104H162L164 106ZM193 104V105H194ZM222 104V103H221ZM220 104V105H221ZM181 105V106H182ZM186 105V106H187ZM219 105V106H220ZM224 105V104H222ZM162 106V107H163ZM169 106V105H168ZM187 106V107H189ZM213 106V105H212ZM215 106V104H214ZM55 107V106H54ZM55 107V108H56ZM57 107V108H59ZM73 107V106H72ZM167 107V106H166ZM165 107V108H166ZM170 107V106H169ZM168 107V108H169ZM180 107V106H179ZM195 107V106H194ZM197 107V106H196ZM222 107V106H221ZM161 108V107H160ZM165 108H162V109H165ZM184 108V107H183ZM192 108V107H191ZM215 108V107H214ZM66 109V108H65ZM194 109V108H193ZM198 109V108H197ZM202 109V108H201ZM103 110V109H102ZM104 110V112L106 111ZM166 110L169 111V109L166 108ZM189 110V109H188ZM191 110V109H190ZM54 111V112H53ZM110 111V112H111ZM198 111H200L198 109ZM68 112V113H69ZM93 112V111H92ZM107 112V111H106ZM154 112V111H153ZM166 112V111H165ZM197 112V111H195ZM213 112H215V110H213ZM58 115L59 113L62 114V112H57ZM66 113V111H65ZM67 113V114H68ZM102 113V111H101ZM152 113V112H151ZM155 113V112H154ZM157 113V112H156ZM155 113V115H156ZM164 113V112H163ZM188 113V112H187ZM207 114L206 116L203 117V115ZM219 113V112H218ZM217 113V114H218ZM221 113V112H220ZM219 113V114H220ZM223 113V112H222ZM71 114V113H70ZM93 114V113H92ZM158 114V113H157ZM69 115V114H68ZM66 116L64 115V119H66L65 121L67 122L68 118L66 117H69V116ZM101 115V114H100ZM106 115V114H104ZM154 115V116H155ZM159 115V114H158ZM224 115V114H223ZM99 116V115H98ZM153 116V118H154ZM197 116V115H196ZM198 117V116H197ZM71 118V117H69ZM158 118V117H156ZM159 118L162 119L159 115ZM204 118V119H203ZM200 119V118H199ZM200 119V120H201ZM58 120V119H57ZM61 120V118H60ZM63 120V118H62ZM180 120V119H179ZM198 120V121H200ZM72 121V120H71ZM70 121V122H71ZM206 121L205 122V125H206ZM77 122V121H75ZM75 122H72V123H75ZM160 122L162 123V121L160 120ZM159 122V119H158V123ZM194 122V121H193ZM221 122V121H220ZM212 123V122H211ZM64 124V122H63ZM76 124V123H75ZM81 124V123H80ZM198 124V123H197ZM203 124V123H202ZM183 125V124H182ZM193 125V124H192ZM211 125V124H210ZM64 126V125H62ZM78 126H82V125H78ZM200 126V125H199ZM77 127V126H76ZM86 126H84L83 128H85ZM158 127V126H157ZM211 127V126H209ZM209 127H207L209 129ZM66 128H68V126H66ZM80 128V127H78ZM82 128V127H81ZM160 130L162 128V125H161V128L158 127ZM198 128V126H197ZM202 128H203V125H202ZM201 128V129H202ZM65 129V128H64ZM72 129V128H71ZM163 129V128H162ZM166 130V128H164ZM163 129V130H164ZM190 129V128H189ZM201 129H196L197 131L201 130ZM216 129V128H215ZM66 130V129H65ZM70 130V128H69ZM84 130H88V129H83ZM147 130V128H146ZM163 130L160 132V131H157V132H160L162 133ZM191 130V129H190ZM194 130V129H192ZM204 130V128H203ZM203 130H202V134L200 135H203ZM206 130V128H205ZM210 130V129H209ZM208 130V132H210ZM81 129H80V133H81ZM82 131V132H83ZM96 131V130H95ZM87 132V131H86ZM93 132V131H92ZM90 132V134L92 133ZM130 132V131H129ZM126 135V137L124 138H121V139H117V141H121V142H116L118 145H120V147H116L118 149H122V152L121 153V150H119L120 152H118L116 150V153L120 154V155H116L115 153H113L115 158L114 162L117 161L118 162V165L121 164V162H124L123 159H125V161H130L129 164H131L132 168L134 167V165L137 164V162H141L140 165H144V169H140V170H136V171H132V174L131 176L129 177L130 180H128L127 184H130V190H128L126 188V190L128 191H123V186L121 185L123 182V180L121 181L122 183L120 184V181H118V178L115 179V183H114V186H115V189L113 191L117 192L115 194V201L119 202L120 201H123V205H126L127 203H138L140 205V208L138 210H140V213H136L137 215H139L138 217V221L141 222V225H143L144 223V226L145 225H148L146 222L149 217V211L146 209V207L149 205V207L151 206V204H148L149 202H151L152 200V197L151 195L149 194L150 192L152 193V190H155L158 188L161 187H164V188H169L171 189V186L172 188H175V189H180V192L179 194H176L175 191H172L173 192V196H171V193L167 194L168 197L165 199L163 197V193L162 195H160V199H164L167 201V203H165L166 205H168V202L170 203V197H173L172 199L176 198L174 197V195H178L177 196V199L181 202H184V200H191V203L192 204H195L196 206V209L194 208L195 211H199L201 209V207H204L205 205H203V199L201 198H198L200 196H197L195 198V196L197 195L196 192L195 196L193 195H190L185 193V192H188L190 189H192V187L189 189V190H185L186 188H182L180 185H185L183 184L185 181L188 180V178L186 177V180L185 181H180L182 183H180L179 185V182H178V179L179 177L176 178V171L178 170V168H176L177 170L173 171V172H166L168 169H166L165 166H162V167H165V168H161V169H164L163 171H159L157 170V168L159 169L160 167H157L155 168L156 170H148V160L149 158L151 157H148V154H150L151 151V147H154L152 141L150 140L152 137L151 134H146V131L144 130H141V129H138V130H135L134 132H132L131 130V133H129ZM156 132V131H155ZM156 132V133H157ZM84 133V132H83ZM153 133V131H152ZM200 133V132H199ZM206 135L208 134L207 131L205 132ZM89 134V133H88ZM89 134V135H90ZM154 134V133H153ZM163 135H166V133H162ZM161 134V135H162ZM168 134V133H167ZM211 134V132L209 133ZM208 134V135H209ZM72 135V134H71ZM84 135L86 136L87 134L84 133ZM83 135V136H84ZM94 133H92V137H93ZM124 135V134H123ZM122 135V136H123ZM155 135V134H154ZM153 135V136H154ZM193 135V134H192ZM195 135V133H194ZM201 136L205 139V136ZM78 136V135H77ZM88 136V135H87ZM86 136V137H87ZM125 136V135H124ZM160 135L158 134L157 138L159 137ZM167 136V135H166ZM165 136V138H166ZM196 136H197V133H196ZM86 137H83L84 140L87 139ZM91 137V135H90ZM94 137H96V135H94ZM156 137V136H155ZM191 137V136H190ZM190 137H189V141L191 143V140H190ZM210 137V135H209ZM73 138V137H72ZM97 138V137H96ZM119 138V137H118ZM150 138V139H149ZM160 138V137H159ZM162 138V137H161ZM197 138V140L199 141V145H195V141H193V144L194 146H192L193 144L189 145V143H185L183 144L184 146H187V149L184 147L181 148L184 149V150H188L189 151V155H187V161H185L186 159H184L185 162H188L190 164H194L195 166H202L204 167L203 170L207 171V172H210V169L213 167L210 168L211 164L214 160V156H212V153L211 152V149H212V146L209 145V143H212L211 141L210 142H206L205 140L202 139V141H200V137H195ZM194 138V139H195ZM207 138V137H206ZM95 139V138H94ZM101 139V138H100ZM156 139V138H155ZM154 139V140H155ZM167 139V138H166ZM169 139V138H168ZM171 139V138H170ZM184 139V138H183ZM186 139V138H185ZM184 139V140H185ZM210 139V138H209ZM208 139V140H209ZM212 139V138H211ZM210 139V140H211ZM91 140V138H90ZM93 140V139H92ZM106 140V138H105ZM157 140V139H156ZM163 139H161L162 141ZM176 140V139H175ZM95 141V140H94ZM116 140L114 139V142ZM123 141V142H122ZM167 143H168V140H166ZM170 141V140H169ZM172 141V140H171ZM174 141V140H173ZM187 141V140H186ZM188 141V142H189ZM205 141V142H204ZM87 142V141H86ZM84 142V143H86ZM98 142V141H96ZM112 142V141H111ZM154 142V141H153ZM177 142V141H176ZM101 143H104V142H100V145ZM156 143V142H155ZM166 143V144H167ZM175 143V141H174ZM184 143V142H183ZM87 144V143H86ZM99 144V142H98ZM115 144V143H114ZM160 144V143H159ZM163 144V143H162ZM165 144V147L167 146ZM172 144V143H171ZM170 144V145H171ZM177 144V143H176ZM178 144H180L178 142ZM178 144L176 147H178ZM84 145V144H83ZM90 145V144H89ZM132 146L133 145V148L131 149H134L133 150V154L135 156V158H133V160H135V162L133 163L132 159H128L126 155H129L127 154L126 152L129 153L128 150V147L129 146ZM213 145V144H212ZM87 146V145H86ZM99 146V145H98ZM102 146V145H101ZM160 145L157 146V148L159 147ZM164 146V145H162ZM190 146V148H189ZM192 146V147H191ZM85 147V145H84ZM110 147V146H108ZM107 147V148H108ZM164 147V148H165ZM171 147V146H170ZM211 147V148H210ZM90 148V147H89ZM95 148V147H94ZM105 148V147H104ZM111 148V147H110ZM108 148V149H110ZM112 148H114V146H112ZM112 148L110 150H112ZM130 148V147H129ZM156 148V147H155ZM161 149V146L159 147ZM158 148V150H160ZM180 148V147H178ZM200 148H202L200 150ZM80 149V151H79ZM108 149L106 150L105 149V152L108 151ZM173 149H174V145H173ZM214 149V148H213ZM84 150V149H83ZM157 150V149H156ZM154 150V151H156ZM167 150V149H166ZM165 150V151H166ZM169 150V148H168ZM174 151H172L173 153L176 154V152L178 151L177 149H174ZM180 150V149H179ZM85 151V150H84ZM90 149L88 151H85L86 153L89 152ZM149 151V153L146 155V153ZM151 152V154L153 155V153H156V152ZM164 151V150H163ZM181 151V150H180ZM187 151V152H188ZM201 151V152H200ZM84 152V153H85ZM93 152V150H92ZM110 153H112V151H109ZM108 152V153H109ZM115 152V150H114ZM162 152V151H161ZM168 151H166L167 153ZM186 151H184L183 153H185ZM217 152V151H216ZM83 153V152H82ZM107 153V154H108ZM139 153V155H137ZM142 153V154H140ZM159 153V151H158ZM158 153H156V155H158ZM164 153V152H162ZM165 155L164 154H160L163 155V156H166L167 154H170L167 153ZM172 153V154H173ZM181 154V152H179ZM178 153V154H179ZM79 154V155H78ZM130 154H131V150H130ZM132 154V155H133ZM145 154V155H144ZM178 154L176 157H178ZM187 154V153H185ZM215 154V153H213ZM220 154V153H219ZM86 155V154H85ZM89 155V154H88ZM155 155V154H154ZM154 155L152 157H154ZM184 157H186L184 154H182ZM151 156V155H150ZM162 156V157H163ZM175 156V155H174ZM182 156V157H183ZM217 156V155H216ZM215 156V159H217L219 156H217L216 158ZM222 156V155H220ZM89 157V156H88ZM94 157V156H93ZM130 157V156H129ZM156 157V156H155ZM158 158H160L159 156H157ZM167 158H169V156H166ZM180 157V158H179ZM178 158H175V159H179L180 161V164H185V162H183L182 160V163H181V156H179ZM91 158V157H90ZM111 158V157H110ZM167 158H165L167 160ZM171 158V159H170ZM170 158H169V163L172 164V159H174V157L172 158L171 155H170ZM87 159V158H86ZM96 159V158H95ZM112 159V158H111ZM154 159V158H153ZM152 159V160H153ZM156 159V158H155ZM165 159L163 160V158L161 160L165 161ZM183 159V158H182ZM244 159V158H243ZM85 160V159H84ZM82 159V161H84ZM89 160V159H88ZM87 160V161H88ZM159 161L160 162H163V161ZM176 160V162H177ZM218 160V159H217ZM220 160V159H219ZM218 160V161H219ZM81 161V160H80ZM79 161V162H80ZM81 161V162H82ZM156 161V160H155ZM156 161V162H157ZM168 161H165L168 163ZM96 162V160L94 161ZM93 162V163H94ZM105 162V161H104ZM115 162V164L117 163ZM164 162V163H165ZM174 163L176 164L177 166V163ZM216 162V161H215ZM225 162V161H224ZM152 164V162H150ZM154 160H153V165H154ZM214 163V162H213ZM219 163H222V161ZM124 164V163H123ZM127 162H126V166L129 165ZM163 164V163H162ZM173 164V165H174ZM179 164V163H178ZM183 164V166H184ZM216 163H214V166H215ZM218 164V163H217ZM80 165V164H79ZM93 165V164H92ZM102 165V164H101ZM114 166V163L111 164ZM124 165V166H125ZM152 165V166H153ZM156 165V163H155ZM158 165V163H157ZM166 165V164H165ZM187 166V169L189 168L188 165L189 164H185ZM223 165V163L221 164ZM80 166H83V165H80ZM123 166V165H121ZM124 166L122 168H124ZM139 166V164L137 165ZM137 166H135L134 168H136ZM151 165H149L150 167ZM169 166V165H168ZM180 166V165H179ZM178 166V167H179ZM182 166V165H181ZM180 166V167H181ZM192 166V165H191ZM217 166V165H216ZM259 166H260V172L263 174L264 176V156H263V159H261V161L259 162ZM79 167V166H78ZM89 170L88 172H86L87 170H85V174L83 171L84 169ZM119 167V166H118ZM155 167V166H154ZM172 167V166H171ZM179 167V168H180ZM185 167V166H184ZM184 167L180 168L181 169H184ZM219 167V166H218ZM217 167V168H218ZM77 168V169H76ZM94 168H97V169H94ZM116 168V166L114 167ZM120 168V167H119ZM118 168V169H119ZM120 169L121 170H126V169ZM126 168V167H125ZM129 168V167H127ZM131 168V167H130ZM143 168V167H142ZM169 170H170V167H168ZM174 168V167H173ZM171 168V170L173 169ZM191 169H193L194 167H190ZM189 168V169H190ZM214 168V167H213ZM212 168L213 172H214V169ZM216 168V167H215ZM138 169V167H137ZM151 169V167H150ZM160 169V170H161ZM166 169V170H165ZM175 169V168H174ZM173 169V170H174ZM186 169V168H185ZM184 169V171H185ZM188 169V170H189ZM81 170L83 174V181H82V178L81 177H78L79 174L82 175L81 173ZM97 170V171H95ZM168 170V171H169ZM198 170V168L196 169ZM194 170V171H196ZM202 170V171H203ZM211 170V171H212ZM216 170V169H215ZM80 173H79V172ZM120 171H118V174H120V176H122V172L119 173ZM130 171V170H129ZM183 171V170H182ZM187 171V170H186ZM191 173L193 170H190ZM189 171V172H190ZM193 171V172H194ZM131 172V171H130ZM181 171H178V174L180 173ZM197 172V171H196ZM100 173L101 170H100ZM129 173V172H128ZM200 173V172H199ZM203 173V172H202ZM239 173V172H238ZM114 174V173H113ZM117 174V176H118ZM125 174V173H124ZM127 174V173H126ZM190 174V173H189ZM198 174V173H196ZM195 174V175H196ZM208 174H212V172L210 173H207ZM214 174V173H213ZM212 174V175H213ZM129 175V174H128ZM127 175V176H128ZM184 175V174H182ZM203 174H201L200 177H202ZM210 175H208L210 177ZM126 176V175H125ZM124 176V178H125ZM181 176V175H180ZM186 176V175H185ZM190 176V175H189ZM194 176V175H193ZM192 176V177H193ZM198 176V178H199ZM205 175V177H208ZM242 176V175H241ZM112 177V176H111ZM116 178V176H114ZM184 177V176H182ZM197 177V176H196ZM195 177V178H196ZM204 177V179H205ZM232 177V176H231ZM262 176H260L261 178ZM191 178V176H190ZM196 178V179H198ZM214 178V177H212ZM120 179V178H119ZM126 179V178H125ZM192 179V178H191ZM194 179V177H193ZM195 179V180H196ZM226 179V178H225ZM259 179V178H258ZM262 179V178H261ZM107 180L108 177H107ZM140 181L138 182V187L136 185L137 188H132L131 185L133 184V182H137V181ZM161 180V183H159V181ZM163 180V182H162ZM165 180V181H164ZM181 180V178H180ZM203 180V179H202ZM200 180V181H202ZM207 180V179H206ZM213 180V179H212ZM260 180V179H259ZM263 180H264V177H263ZM78 183H77V182ZM106 181V180H105ZM114 182V179L112 180ZM189 181V180H188ZM191 181V180H190ZM194 181V180H193ZM197 181V180H196ZM261 181V180H260ZM79 184V185H76V183ZM125 182V181H124ZM205 182V180H204ZM203 181L202 183L205 184ZM211 182V180L209 181ZM263 182V181H262ZM106 183L108 184L109 181ZM111 185H112V182H110ZM132 183V184H131ZM160 185H159V184ZM186 183V187H187V182ZM191 183V182H190ZM193 183V182H192ZM191 183V184H192ZM202 183H196V185H199ZM107 184L105 185V182L103 185L104 188L107 186ZM126 184V183H125ZM124 184V185H125ZM174 187H173V185ZM189 184V182H188ZM190 184V185H191ZM195 185V183H193ZM207 184V183H206ZM228 184V183H227ZM195 185V187L197 188V186ZM209 185V184H207ZM77 186H79L77 188ZM128 186V185H126ZM125 186V187H126ZM133 186V185H132ZM177 188H176V187ZM204 186V185H203ZM216 186V185H215ZM102 187V188H103ZM108 187V186H107ZM185 187V186H184ZM189 187V185H188ZM187 187V188H188ZM205 187V186H204ZM203 187V189H204ZM101 188V190H102ZM110 188V186H109ZM194 188V187H193ZM195 188V189H196ZM200 188H202L200 186ZM198 188V189H200ZM207 188V187H206ZM160 189V190H161ZM169 189H167V191H169ZM194 189V190H195ZM217 189V188H216ZM104 190V189H103ZM164 190V189H162ZM161 190V191H162ZM202 190V189H201ZM220 190V189H219ZM227 190V189H226ZM156 191V192H157ZM159 191V193L161 192ZM165 191V190H164ZM166 191V192H167ZM171 191V190H170ZM191 191V190H190ZM198 191V190H197ZM206 191H209V188L206 190ZM223 191V190H222ZM49 192V193H50ZM110 192V191H109ZM114 192V193H115ZM138 192H141V194H143V196H139ZM149 192V193H148ZM153 192V193H154ZM154 193L157 194V193ZM200 192V191H198ZM197 192V193H198ZM215 192V191H214ZM226 192V191H225ZM113 193V194H114ZM158 193V194H159ZM175 193V194H174ZM202 193V192H200ZM213 193V192H211ZM42 194V192H41ZM112 194V195H113ZM155 195L157 196V200H158V196L159 195ZM161 194V193H160ZM207 194V193H206ZM43 195V194H42ZM166 195V194H164ZM203 195V194H202ZM208 195V194H207ZM103 196V197H102ZM212 196V194H211ZM41 197V196H40ZM45 195L41 198H44ZM108 197V196H107ZM217 198V196H216ZM221 197H219L218 199H220ZM169 199V201H168ZM213 199V198H212ZM226 199V198H225ZM109 200V198H108ZM112 200V199H111ZM214 200V199H213ZM39 201V200H38ZM156 201V198L154 197V200L153 202L155 203ZM173 201V200H172ZM178 201V202H179ZM227 201V200H226ZM225 201V202H226ZM234 201V200H233ZM45 202V201H44ZM47 202V203H48ZM112 202V201H111ZM110 202V203H111ZM152 202V204H153ZM158 202V201H157ZM161 203H163L162 201H160ZM209 202V201H208ZM206 201V203H208ZM219 202H222V201H219ZM173 203V202H172ZM190 203V204H191ZM233 203V202H232ZM42 204V203H40ZM58 205V207H56V205ZM119 204V203H118ZM177 204V203H176ZM180 204V203H179ZM187 204V203H185ZM184 204V205H185ZM189 204V205H190ZM191 204V205H192ZM205 204V203H204ZM209 204V203H208ZM212 204V202H211ZM210 204V205H211ZM112 205H114L112 203ZM122 205V206H123ZM134 205H137V204H134ZM155 205V204H154ZM156 205H158V203H156ZM213 205V204H212ZM224 205V204H223ZM43 206V205H42ZM116 205H114L113 207H115ZM121 206V204H120ZM121 206V207H122ZM153 206V205H152ZM162 206V205H161ZM172 206V205H171ZM187 206V205H186ZM208 206V205H207ZM232 206V205H231ZM101 207V208H100ZM138 207V206H137ZM154 207V206H153ZM173 207V206H172ZM179 207V206H178ZM182 206H180L181 208ZM187 207H190V206H187ZM189 209V208H187ZM194 207V205H193ZM210 207V206H209ZM208 207V208H209ZM214 207V205H213ZM223 207V206H222ZM41 208V207H40ZM126 208V207H125ZM124 208V209H125ZM148 208V207H147ZM167 208V207H166ZM179 208V209H180ZM185 208V206H184ZM184 208H182V212L185 211L183 210ZM192 208V206L190 207ZM205 208V207H204ZM42 209V208H41ZM40 209V210H41ZM170 209V208H169ZM168 209V210H169ZM177 209V211L179 210ZM51 210V209H50ZM103 210V215H104V208H102ZM116 210V209H115ZM119 210V209H118ZM123 210V209H122ZM126 212L124 213H128V210L125 209ZM137 210V212H138ZM161 210V209H160ZM159 210V211H160ZM166 211V209H163ZM173 210V209H172ZM180 210V212H181ZM190 210H193V209H190ZM203 210V208H202ZM200 210V212L202 211ZM207 210V209H206ZM205 210V211H206ZM214 210V209H212ZM219 210V209H218ZM221 210V209H220ZM36 211V210H35ZM44 211V210H43ZM131 211V210H129ZM156 212V210H154ZM176 211V210H175ZM176 211V212H177ZM211 211V210H210ZM215 211V210H214ZM151 212V211H150ZM179 212V213H180ZM187 212H189V210H187ZM192 211H190L191 213ZM233 212V211H232ZM101 213V212H100ZM107 213V212H106ZM105 213V214H106ZM123 213V214H124ZM163 213V211H162ZM161 213V215H163ZM168 213V212H166ZM175 213V212H174ZM179 213H176L179 214ZM191 214H195V213H191ZM197 213V212H196ZM203 213V212H202ZM222 213V211H221ZM230 213V212H229ZM228 213V214H229ZM121 214V215H123ZM169 214V213H168ZM186 214V213H185ZM200 214V213H199ZM208 213L206 212V215ZM47 215V213H46ZM102 215V213H101ZM120 215V212L119 214L117 215V217ZM120 215V216H121ZM129 215V214H128ZM131 215V214H130ZM133 215V214H132ZM131 215V216H132ZM166 215V214H165ZM172 215V214H170ZM168 215V216H170ZM180 217H181V214H179ZM183 215V213H182ZM187 215V214H186ZM189 215L187 217V219L189 220ZM192 215V216H193ZM196 215V214H195ZM202 215V214H201ZM204 215V214H203ZM202 215V216H203ZM204 215V216H206ZM215 215V214H214ZM220 215V214H219ZM42 216V214L40 215ZM107 217V215H105ZM119 216V218H120ZM126 215L124 214V217ZM130 216V217H131ZM136 216V215H134ZM154 218V216L156 215H152ZM178 216V215H177ZM200 216V215H199ZM198 216V217H199ZM202 216H200L202 218ZM103 217V216H102ZM115 217L114 219L116 220ZM124 217H121L122 219ZM172 217V216H171ZM183 217V216H182ZM198 217H192V218H197L199 219ZM47 218V217H46ZM101 218V219H100ZM105 218V217H104ZM117 218V220H120V223H121V219ZM137 218V217H135ZM134 218V219H135ZM151 218V219H152ZM156 218V217H155ZM167 218V216H166ZM165 218V219H166ZM177 219V217H175ZM175 218H172L175 220ZM200 218V219H201ZM235 218V217H234ZM103 219V220H102ZM113 219V222L115 223L116 221H114ZM133 219V220H134ZM172 219H169L170 221ZM179 219V218H178ZM178 219L175 220L177 223H178ZM186 219V218H185ZM191 219V218H190ZM195 219V220H197ZM199 219V220H200ZM206 219V221L208 220L207 217L204 218ZM100 220L102 222H104L102 225L100 223ZM129 220V219H128ZM132 219L130 221H133ZM155 220V219H153ZM158 220V219H156ZM155 220V222H156ZM160 220V219H159ZM164 220V219H163ZM162 220V222H163ZM166 219V222L169 221ZM173 220V221H174ZM182 220V219H181ZM183 220H184V217H183ZM182 220V221H183ZM194 220V219H192ZM210 220V219H209ZM246 220V218H245ZM250 220V219H249ZM124 221V220H123ZM122 221V222H123ZM169 221V222H170ZM180 221V220H179ZM214 221V220H213ZM232 221V220H231ZM251 221V220H250ZM119 222V221H118ZM143 222V224H142ZM161 222V223H162ZM181 222V221H180ZM179 222V223H180ZM184 222H186L184 220ZM189 222V221H188ZM191 222V221H190ZM199 222V221H197ZM201 222V220H200ZM203 219H202V223H203ZM208 222V221H207ZM218 222V221H217ZM246 222V221H245ZM47 223V222H46ZM119 223V224H120ZM126 223V222H125ZM131 223V222H130ZM137 223V222H136ZM135 223V224H136ZM139 223V222H138ZM137 223V224H138ZM171 223V222H170ZM205 223V222H204ZM211 223V222H210ZM220 223V222H219ZM222 223V222H221ZM107 224V223H105ZM104 224V225H105ZM117 224V223H116ZM117 224V226L119 225ZM122 224V223H121ZM132 224L133 222L131 223V227H132ZM140 224V223H139ZM158 224V223H157ZM160 224V223H159ZM169 223H166V225L168 226ZM173 224V223H172ZM182 224V223H180ZM179 224V225H180ZM185 223H183L182 225H180V227H178L177 225L173 224V227L174 226H177V228H180L182 233L184 232V229L187 227L186 225H184ZM201 224V223H200ZM207 224V223H206ZM214 224V223H213ZM212 224V225H213ZM218 224V223H216ZM215 224V225H216ZM226 224V223H224ZM49 225V224H48ZM137 226L138 228L141 226ZM188 225V224H187ZM198 225V224H197ZM246 225V224H245ZM250 225V224H249ZM247 225V226H249ZM108 226V224H107ZM110 226V225H109ZM113 226V224H112ZM111 227L110 229V232L109 234L110 235V238L108 240V244L110 245V247L113 246V244L115 245L114 243V232H112V230L116 227ZM120 226V225H119ZM118 226V227H119ZM122 226H124L122 224ZM122 226L121 229H122ZM128 226V225H127ZM144 226H141L142 227V230L143 231V227ZM152 226V224H151ZM159 225H157L156 227L158 228ZM192 226V225H191ZM199 226V225H198ZM206 225H204L205 227ZM220 225H216V227ZM241 226V225H240ZM49 227V231H52L53 232V227L51 226H48ZM119 227V229H120ZM130 226H128L129 228ZM130 227V228H131ZM136 227V228H137ZM140 227V228H141ZM146 227V226H145ZM150 227V226H149ZM153 227V226H152ZM151 227V228H152ZM160 227V226H159ZM162 227H165V224H163L160 229ZM169 227V226H168ZM194 227H196V225H194ZM201 227V226H199ZM219 227H217V229H219ZM234 227V226H232ZM231 229L233 231H235L234 229L236 228H232ZM106 228V227H105ZM109 228V227H108ZM117 228V227H116ZM124 228V227H123ZM129 228V230H131ZM138 228L136 230H138ZM148 228V226H147ZM146 228V229H147ZM169 228H171V230H174V228L172 229V227L170 226ZM169 228L165 229L164 230H170ZM193 228V227H192ZM213 228H215L213 226ZM227 228H229L230 230V226ZM245 228H250L251 227H246ZM118 229V230H119ZM126 229V227H125ZM134 229H135V225H134ZM133 229V230H134ZM145 229V228H144ZM145 229V230H146ZM156 229V228H155ZM158 228V230H160ZM180 229H178L177 231L180 232ZM188 229V228H187ZM198 229V228H197ZM200 229H202L203 231V227H201ZM205 229V228H204ZM211 229V227H210ZM209 229V232L207 234H210V231H216L217 229L215 228L214 230H210ZM222 230V228H220ZM245 229V230H247ZM109 230V229H108ZM106 229V232L108 231ZM129 230H127L129 232ZM132 230V231H133ZM149 230V229H148ZM151 230V229H150ZM149 230V231H150ZM163 230V231H164ZM170 230V231H171ZM176 230V229H175ZM171 231L173 232H177V231ZM191 230V229H190ZM219 230V231H221ZM226 230V229H225ZM242 230V228H241ZM114 231V230H113ZM123 231V230H122ZM126 231V232H127ZM154 231V230H153ZM161 231V230H160ZM159 231V232H160ZM198 231V230H197ZM200 231V230H199ZM201 231V232H202ZM206 231V229H205ZM204 231V232H205ZM224 231V229L222 230V232ZM232 231V232H233ZM249 233L247 232V236L248 234L251 233L250 230H248ZM48 233V237H49V243L53 245V247H57V243L55 242V239L52 238V235L49 236V233L48 231H46ZM116 232V230H115ZM119 232V231H117ZM121 232V231H120ZM124 232V231H123ZM125 232V233H126ZM135 233V230L133 231ZM139 232V231H138ZM145 232V231H143ZM152 232V231H151ZM156 232V231H155ZM153 232V233H155ZM162 232V231H161ZM178 232V233H179ZM186 232V230H185ZM184 232V233H185ZM190 232V231H189ZM195 231H193L194 233ZM225 232V231H224ZM231 232V233H232ZM237 232V231H235ZM234 232V233H235ZM240 232V230H239ZM237 232V234L239 233ZM243 232V230H242ZM245 232V231H244ZM2 233V231H1ZM133 233V234H134ZM152 233V235H153ZM158 233V232H157ZM178 233H175L174 235L178 234ZM181 233V232H180ZM200 233V232H199ZM214 233V232H213ZM221 233V232H220ZM253 233V232H252ZM105 234V233H104ZM120 234V233H118ZM118 234H116V236H118ZM124 234V233H123ZM128 234V233H127ZM126 234V235H127ZM132 234V233H131ZM138 234V233H137ZM141 234V233H140ZM144 234H148L146 236H149V232L148 233H144ZM143 234V235H144ZM167 234V233H165ZM170 234V233H169ZM168 234V235H169ZM187 234H188V231H187ZM191 234V232H190ZM241 234V232H240ZM125 235V236H126ZM139 235V234H138ZM137 235V236H138ZM159 235V234H158ZM160 235H163V234H160ZM167 235V236H168ZM171 235V234H170ZM174 235H172L173 237H175ZM179 235V234H178ZM181 235V234H180ZM196 235V234H195ZM199 235V234H198ZM196 235V236H198ZM205 235V234H204ZM2 236V235H1ZM68 236V237H67ZM120 236V235H119ZM118 236V237H119ZM122 236V234H121ZM122 237L121 239L123 240V245L125 246V240L128 239V237ZM129 236V235H128ZM154 236V235H153ZM166 236V237H167ZM187 237L189 235H186ZM239 236V235H238ZM117 237V238H118ZM131 237V236H130ZM145 237V236H144ZM162 241H161V238ZM159 239L160 243H157L158 245L159 244H164L165 241L164 238L165 236H160ZM177 237V236H176ZM195 237V236H194ZM201 237V235H200ZM199 237V238H200ZM245 238H247L246 236H244ZM253 237V236H252ZM71 238V239H69ZM124 238V239H123ZM126 238V239H125ZM134 238V240L137 242V240L135 239V237L132 236V239ZM140 238V237H137V239ZM147 238V237H146ZM148 238H151L150 236ZM153 238V237H152ZM151 238V239H152ZM181 238V236H180ZM179 238V239H180ZM190 238V237H188ZM193 238V237H192ZM196 238V237H195ZM237 238V237H236ZM257 238V237H256ZM130 239V238H129ZM172 239V238H171ZM178 239V237L176 238ZM178 239V240H179ZM209 239V238H208ZM207 239V240H208ZM249 239V238H248ZM254 239V238H253ZM141 240V239H140ZM144 240V239H143ZM148 240V239H147ZM150 240V239H149ZM155 240H158L157 237L155 238ZM154 239L151 240V242L154 244L155 241ZM183 240V239H182ZM191 240V239H190ZM194 240V239H193ZM250 240V239H249ZM258 240V239H257ZM104 241V240H103ZM117 241V240H115ZM119 241H121L119 239ZM125 241V242H124ZM132 241V240H131ZM134 241V243H135ZM166 241H169L168 239ZM174 241L175 238H174ZM223 241V240H222ZM248 241V240H247ZM251 241V240H250ZM122 242V241H121ZM120 242V244H121ZM139 243H141V241H138ZM137 242V243H138ZM143 242V241H142ZM184 242V241H183ZM182 242V243H183ZM255 242V241H254ZM117 243V242H116ZM127 243H128V240H127ZM144 243V242H143ZM150 243V242H149ZM197 243V242H196ZM130 244V243H129ZM136 244V243H135ZM151 244V243H150ZM244 244V242H243ZM254 244V243H253ZM119 245V244H118ZM122 246V248H124V246ZM227 245V244H226ZM236 245V244H235ZM250 245V244H249ZM257 245V244H256ZM255 245V248L258 247ZM137 246V245H136ZM141 246V244L139 245L138 244V247ZM144 246V245H142ZM152 246V244H151ZM245 246V245H244ZM131 249L134 247L132 245H130ZM129 247V248H130ZM137 247V248H138ZM202 247V246H201ZM227 247V246H226ZM253 247V245L251 246ZM263 247V246H261ZM106 248V247H105ZM103 248V249H105ZM128 248V247H127ZM128 248V249H129ZM135 248V247H134ZM145 248H149V246L145 247ZM144 248V249H145ZM154 248V247H153ZM152 249V247H151ZM155 249V248H154ZM252 251H253V254L255 252V249L253 248H250ZM258 249V248H257ZM54 250V249H53ZM106 250V249H105ZM108 250V249H107ZM139 250V249H138ZM215 250V249H214ZM217 250V249H216ZM239 250V249H238ZM250 250V251H251ZM263 250V249H262ZM261 250V251H262ZM56 251H57V248H56ZM54 251V252H56ZM112 251V249L110 250ZM110 251L106 252V253H109ZM146 251H148L147 249L145 250V253ZM236 251V250H235ZM248 251V250H247ZM246 251V252H247ZM249 251V252H250ZM251 251V252H252ZM260 251V252H261ZM104 252V253H105ZM117 252V251H116ZM127 251H125V254H126ZM132 252V251H131ZM138 252H141L140 250L137 251ZM245 252V253H246ZM258 252V254L260 253ZM32 253V252H31ZM114 253V252H112ZM136 251L134 252V254H137ZM151 253V252H150ZM262 253V252H261ZM260 253V254H261ZM29 254V253H28ZM117 254V253H116ZM115 254V255H116ZM124 254V253H123ZM128 254V253H127ZM140 254V253H139ZM142 254H144V250L142 251ZM248 254V253H247ZM257 254V252L255 253ZM257 254V257L258 256H262L264 253H262V255H258ZM114 255V254H113ZM111 255V256H113ZM118 255V254H117ZM130 255V253H129ZM128 255V257H130ZM153 255V253H152ZM251 255V254H249ZM254 256V255H253ZM31 257V256H30ZM140 258V256H138ZM248 257V255H247ZM257 257L255 259H257ZM114 258V257H112ZM111 258V259H112ZM118 258V256H117ZM125 258V257H124ZM132 258V257H131ZM130 258V261L131 263H129L130 261H127L129 264H132L134 262V259L131 260ZM260 262L263 258L260 257ZM101 259V261H100ZM115 259V258H114ZM128 259V258H127ZM151 259V258H150ZM156 259V258H155ZM160 259V258H159ZM253 259V258H252ZM259 259V257H258ZM257 260L254 261L253 259V262L257 263L259 262ZM109 260V259H108ZM107 260V261H108ZM117 260V259H115ZM121 260V259H120ZM123 260V259H122ZM161 260V259H160ZM251 260V258H250ZM106 261V262H107ZM126 261V260H125ZM141 261V260H140ZM139 261V262H140ZM116 262V261H115ZM259 262V263H260ZM263 262V261H262ZM102 263V264H103ZM108 263V262H107ZM113 264V260L111 262ZM110 263V264H111ZM127 263V264H128ZM135 263V262H134ZM154 263V262H153ZM156 263V262H155ZM117 264V263H116ZM118 264H121V263H118ZM148 264V263H147ZM243 264V263H242ZM264 264V263H263Z\"/></svg>",
  "mask_w": 264,
  "mask_h": 264
}]
</instances>
